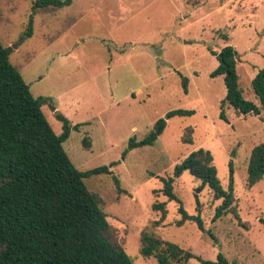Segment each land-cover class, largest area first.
Instances as JSON below:
<instances>
[{"label": "rangeland", "instance_id": "rangeland-1", "mask_svg": "<svg viewBox=\"0 0 264 264\" xmlns=\"http://www.w3.org/2000/svg\"><path fill=\"white\" fill-rule=\"evenodd\" d=\"M34 2L0 0V41L10 46L9 60L33 96L51 98L42 109L52 129L63 130L57 112L79 124L63 142L73 164L86 170L113 163L123 191L105 173L84 182L100 195L112 238L134 264H157L139 251L142 231L191 251L193 264L214 261L219 252L230 264H264V180L251 188L245 182L250 151L264 143V111L241 114L227 102L221 108L223 76L209 75L216 54L232 45L242 94L259 104L251 80L264 66V0H72L36 8ZM181 76L188 78L186 92ZM178 108L194 113L166 118ZM158 118L167 119L162 134L128 149L129 139H142ZM200 147L213 154L226 189L233 163L236 212L216 220L221 200L209 187L199 191L201 181L188 170L173 175L175 164ZM170 176L178 201L159 191L161 178ZM156 200L166 202L164 217L152 208ZM180 205L200 215L204 231L192 219L178 223Z\"/></svg>", "mask_w": 264, "mask_h": 264}, {"label": "trees", "instance_id": "trees-1", "mask_svg": "<svg viewBox=\"0 0 264 264\" xmlns=\"http://www.w3.org/2000/svg\"><path fill=\"white\" fill-rule=\"evenodd\" d=\"M71 2L35 0L34 7H62ZM24 34H32L31 25ZM10 50V46H4L0 41V264H134L133 258L112 238L111 224L100 206V195L88 189L84 182L93 174L105 173L112 178L116 190L123 191L111 168L113 163L86 170L73 164L63 142L71 128L76 129L79 124L71 125L57 112L63 130L57 134L52 129L42 109L51 98L33 96L18 68L10 62ZM216 55L218 66L209 75L223 76L226 94L221 108L227 102L241 114L264 111V66L251 80L258 104L246 99L239 87L237 50L227 44ZM181 83L186 92L188 78L181 76ZM193 113V109L178 108L169 110L166 118ZM219 116L226 119L223 109ZM166 125L167 119L158 118L142 139H129L128 149L152 144ZM83 143L89 145L85 137ZM126 152L127 149L123 150L122 156ZM228 166L227 189L218 178L209 149L192 150L173 168L176 177L188 170L201 181L199 191L207 185L212 198L221 200L215 207L213 220L229 210L236 212L232 161ZM260 179L264 180V143L254 145L250 151L246 187L251 188ZM161 180L159 191L168 200L178 201L173 177H162ZM152 208L160 211L162 217L167 211L165 201L156 200ZM178 210L182 214L178 223L192 219L205 230L200 215L190 216L181 205ZM259 221L264 224L263 217H259ZM140 241V253L144 257H155L157 264H193L190 260L195 255L176 242L146 231L141 232ZM201 261L230 264L220 252L214 261Z\"/></svg>", "mask_w": 264, "mask_h": 264}]
</instances>
